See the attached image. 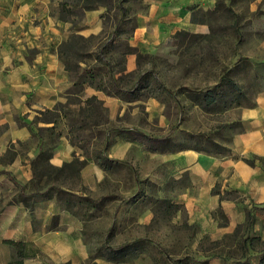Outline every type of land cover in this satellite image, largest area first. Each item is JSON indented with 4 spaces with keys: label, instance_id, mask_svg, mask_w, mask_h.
<instances>
[{
    "label": "crops",
    "instance_id": "crops-1",
    "mask_svg": "<svg viewBox=\"0 0 264 264\" xmlns=\"http://www.w3.org/2000/svg\"><path fill=\"white\" fill-rule=\"evenodd\" d=\"M214 3L147 0L125 45L141 56H153L176 33H208L199 17L212 11ZM80 10L73 0H0V264L17 261L14 243L23 246L24 257L17 264L87 261L90 242L85 228L92 221L84 212H98L107 196L110 243L119 247L108 249L110 254L124 248L119 253L127 260L138 253L137 264L144 245L154 242L149 230L173 226L187 228L190 235L183 244L189 253L179 257L182 246L171 264H258L264 252V32L249 51L254 95L251 105L241 107L239 132L227 149L203 151L178 148L163 138L137 137L116 123L85 122L89 120L84 111H94L96 102L107 109L111 122L119 99L87 81L81 93L73 91L77 88L58 47L73 35L106 38L116 33L103 32L106 10L101 5L83 10L78 26L74 15L68 20L59 17L60 12ZM136 69V54H126L123 70L113 71L111 80ZM42 114L49 118H40ZM82 149L90 153L82 155ZM40 152L50 154L45 164L57 169L74 159L86 160L77 187L68 179L66 185L45 184L47 177L39 175ZM103 158L123 164L104 169L99 164ZM39 179L36 188L32 182ZM21 187L31 209L17 202ZM37 191H49L48 197H31ZM58 191L74 200L71 211L58 200ZM83 197L92 199L94 207L80 200ZM128 228L141 234L126 233V240H118L119 231ZM228 239H233L232 246L225 244ZM207 245L211 248L205 249ZM124 258L110 264H122Z\"/></svg>",
    "mask_w": 264,
    "mask_h": 264
},
{
    "label": "rangeland",
    "instance_id": "rangeland-1",
    "mask_svg": "<svg viewBox=\"0 0 264 264\" xmlns=\"http://www.w3.org/2000/svg\"><path fill=\"white\" fill-rule=\"evenodd\" d=\"M214 2L215 5H220L219 9L215 11L214 5L212 11L199 17V20L207 25L208 33H176L155 55L141 56L136 53L137 69L132 73L122 74L118 81L112 83L113 71H122L123 68L128 49L125 39L135 26L136 14L147 9V0H86L87 6L94 8L101 5L105 8L103 32L115 30L116 33L113 37L106 38L90 36L86 43L74 39L73 42L76 43L74 49H66L69 67L73 68L80 60L92 67L102 66L94 60L102 49L105 53L102 57L105 56L104 59L108 60L112 70L110 74L106 68L100 71L102 82L105 84L104 93H113L119 102L118 112L111 122L107 109L99 102H93L94 111L89 109H86L87 112L84 111L85 118L89 120L85 122L88 124L99 122L102 125L116 123L118 127L130 128L132 130L130 132L137 137L143 136L152 140L163 138L166 143L176 142L175 147L178 148L192 147L215 152L227 149L232 136L240 130L241 107L253 103V60L249 57V51L254 40L261 37L264 32V0H214ZM60 13L61 19L71 18V15ZM82 14V10L72 14L76 26ZM115 39L118 41L113 43ZM88 54L89 57H86ZM72 73L79 74V70ZM98 80L99 78L96 81ZM228 82L236 84L238 91L231 90ZM212 89H216L217 102L207 106L201 97ZM80 90L82 89L73 91L79 94ZM47 117L49 118L42 114L40 118ZM81 153L87 155L90 152L82 149ZM96 154L97 150L93 152L94 156ZM124 173L123 169L122 174ZM66 179L71 186L77 187L79 178L66 173H62L57 179L47 178L45 184L53 181L56 184L53 186L66 185ZM80 189L86 191V194L91 192L82 185ZM106 190L109 191V188ZM107 198L100 204L98 212L89 213L88 209L84 212L86 220L92 221L85 228L89 233L90 257L81 264H110L117 261L115 258L118 257L108 251L119 247L110 243ZM105 204L108 207H105L106 211H102ZM97 216L101 218L93 221ZM119 232L121 236L118 240H126V233L141 234L137 228L123 229ZM149 235L154 242L144 245V252L138 256L137 264L151 262L171 264V260L175 261L178 257L175 252L186 243L190 230L168 226L165 230L151 229ZM232 243L233 239H228L225 244L232 246ZM210 248L211 245L205 247ZM181 251L179 257L182 258L185 253H189V247L183 246ZM135 254L133 257L130 254L127 260L122 259L121 263L136 264ZM165 254L168 256L170 254L173 258H166Z\"/></svg>",
    "mask_w": 264,
    "mask_h": 264
},
{
    "label": "trees",
    "instance_id": "trees-1",
    "mask_svg": "<svg viewBox=\"0 0 264 264\" xmlns=\"http://www.w3.org/2000/svg\"><path fill=\"white\" fill-rule=\"evenodd\" d=\"M75 3L80 4V8L83 10H89L92 9L91 6H87L86 5V0H73ZM220 5L216 4L215 5V11H217L219 9ZM74 14V12L69 11L68 14L66 15H72ZM104 17V16H102ZM133 30V29H132ZM74 39L81 41L82 43H86L88 42L87 40L89 38H83L81 36H71L69 38V40L63 44H61L58 47V54L61 58H63L65 60V70L69 73L70 78L73 82V86L76 87L77 89H82V87L84 86V84H86V81L89 82V85L92 87H95L96 89H99L101 91H104V86L105 84L102 82V78L100 76V71L102 70V68H106L107 72H109V74L112 72V70L110 69V64H108V60H105L102 55H105V53H103V50L101 49L95 56L94 60L95 62L97 61L98 63L102 64V66H90L88 63L84 62V61H79L78 64H75L73 68L69 67V62L67 60V53H66V49H74ZM128 48V47H127ZM65 50V51H64ZM129 53H134L136 54V51L134 49H130L128 48L126 51V54ZM87 55V54H86ZM138 55V54H137ZM89 57V54L88 56ZM138 57V56H137ZM79 63H83L86 66L82 69H80ZM76 70H79V74H73L72 71L76 72ZM123 70V68H122ZM120 71V70H119ZM100 76V77H99ZM99 78L98 81H96ZM113 83V80H112ZM230 89L233 91H238V87L236 86V84L232 83V82H228ZM115 86V83L113 84ZM215 90L216 89H212V90H208L206 91L201 99L205 102V104L207 106L214 104L215 102H217L216 96H215ZM82 90H80L81 92ZM95 100H92L91 102H94ZM57 107H59L57 105ZM91 107H88L87 109H90ZM88 110H86L87 112ZM48 113V112H47ZM84 121L82 120V123ZM224 150V149H223ZM50 157V154L48 153H44V152H40L39 153V159L41 162H43V166L39 171V175L40 177L46 176L48 179H50L51 177H54L55 179H57L59 176H61L62 173H66V175H72L75 176L76 178H79V174L80 171L83 169V167L86 165V160L83 161H79L78 159H74L70 164H64L61 168L57 169V168H53L51 166H49L47 163L45 164L46 160ZM104 169H107L111 164H120L119 161H115V160H108L107 158H103L100 163H99ZM72 171V173H71ZM32 183L34 184V187L38 188V185L40 184V179L37 181H33ZM25 188V187H24ZM23 187H21V191L19 192V195L17 197V202H22L25 207H27L28 209L32 208V205H29L26 202V197L24 196ZM50 190V188H49ZM49 191H45L44 193L40 194L38 191L35 192L34 194H32L31 197L33 198H45L48 197ZM57 198L59 201H64V206L65 209L67 211H71L72 207L74 206L75 202L74 200L71 198V196L63 193V192H55ZM80 200H83V202L87 203L88 205L94 207V201L92 199H90L89 197H83L80 198ZM56 217H54L53 219V226H56ZM13 247L15 248L16 251V257H17V261H13L9 264H17L18 261L20 259H22L24 257L23 251H22V245L14 243L12 244ZM122 252V250L120 249L119 251H115L114 255H116L119 258H124L125 254L123 253H119ZM115 257V256H114ZM117 260V258H115ZM244 264H249V262H245ZM258 264H264V252L262 253V255L260 256V260Z\"/></svg>",
    "mask_w": 264,
    "mask_h": 264
}]
</instances>
